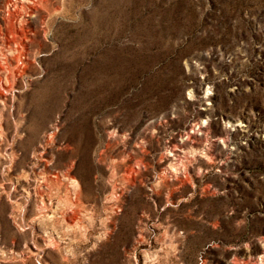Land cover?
I'll use <instances>...</instances> for the list:
<instances>
[{
  "label": "rangeland",
  "instance_id": "1",
  "mask_svg": "<svg viewBox=\"0 0 264 264\" xmlns=\"http://www.w3.org/2000/svg\"><path fill=\"white\" fill-rule=\"evenodd\" d=\"M0 264H264V0H0Z\"/></svg>",
  "mask_w": 264,
  "mask_h": 264
}]
</instances>
